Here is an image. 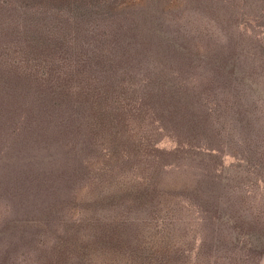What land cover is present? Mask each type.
Returning <instances> with one entry per match:
<instances>
[{"label":"trees","instance_id":"trees-1","mask_svg":"<svg viewBox=\"0 0 264 264\" xmlns=\"http://www.w3.org/2000/svg\"><path fill=\"white\" fill-rule=\"evenodd\" d=\"M263 124L264 0H0V264L252 263Z\"/></svg>","mask_w":264,"mask_h":264},{"label":"rangeland","instance_id":"rangeland-1","mask_svg":"<svg viewBox=\"0 0 264 264\" xmlns=\"http://www.w3.org/2000/svg\"><path fill=\"white\" fill-rule=\"evenodd\" d=\"M163 6H164V4H163ZM196 49H199V51L201 53H203L202 51H204V48H199V46H197L196 48H193V50H196ZM263 126H264V124H263ZM256 157H258V155H256ZM229 159H225V161L229 160ZM262 167H261V169H258L259 178H262L261 182H256V179H258V177L256 178V176H254L255 174H253L251 172L248 175H244V174H242L241 171H239L236 174L233 173V175H230V177H229L230 180L234 179V181H239V179H240V181L244 180V184L247 183V185H249V187L247 188V191H250V193H252V196L249 199L251 201V205L248 208L246 207V209H243L241 212L244 213V215H243L244 219L247 218V220L251 223V225H253L256 229H259L262 226L261 230L258 233H256V237L259 236L261 239V244H260V242H259V244L257 243L258 245L256 244L258 251H260L264 247V224L262 225V223H264V164L262 165ZM227 174L229 175L230 173H227ZM221 180H223L222 176H221ZM223 182H224V180H223ZM254 182H255V184H254ZM244 184L241 183V187ZM221 186H223V184H221ZM241 187L239 188V190L241 189ZM239 190L234 191V192L239 193ZM253 200H254V202H253ZM3 210H4V207L0 203V222L3 220H6V217H4V216H8V215H3ZM190 223H191L190 221L185 222V225L183 227L184 231L180 230V227H178V228L176 227L172 231L176 235L185 236L184 237L185 244L188 247H192L193 241L196 238V233H199V237H204V235H206V237L209 238L210 236H212L211 233L206 232L204 230H198L197 231L195 228L191 227ZM1 224L2 223H0V226H1ZM172 232L170 234H173ZM143 234H144V236L149 235V234H145V233H143ZM215 234H218V233L215 232ZM1 252L2 251L0 248V259L3 257V254ZM14 255H19V253L18 252H13L12 254L10 253L9 254V262H7L6 264H9L10 261L15 262V264H27L26 258L23 259V257H20L19 259L16 260V259H14ZM250 264H264V250H263L262 256H260L258 259L255 257L254 261Z\"/></svg>","mask_w":264,"mask_h":264}]
</instances>
